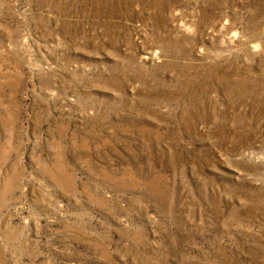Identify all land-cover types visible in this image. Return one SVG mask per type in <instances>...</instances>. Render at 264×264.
Wrapping results in <instances>:
<instances>
[{
	"label": "rangeland",
	"instance_id": "obj_1",
	"mask_svg": "<svg viewBox=\"0 0 264 264\" xmlns=\"http://www.w3.org/2000/svg\"><path fill=\"white\" fill-rule=\"evenodd\" d=\"M0 264H264V0H0Z\"/></svg>",
	"mask_w": 264,
	"mask_h": 264
}]
</instances>
